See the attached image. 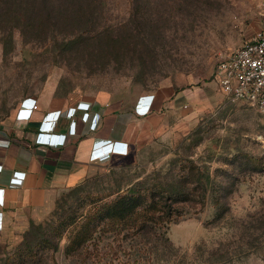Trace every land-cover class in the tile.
Masks as SVG:
<instances>
[{
	"label": "rangeland",
	"instance_id": "obj_1",
	"mask_svg": "<svg viewBox=\"0 0 264 264\" xmlns=\"http://www.w3.org/2000/svg\"><path fill=\"white\" fill-rule=\"evenodd\" d=\"M258 4L104 0L90 32L75 28L45 38L0 33L1 121L48 83L60 94L100 89L127 100L166 85L192 97L188 108L177 106L182 118L194 112L191 126L183 124L144 156L104 169L61 196L42 235L51 236L58 217L136 188L144 193L139 205L153 193L165 211L161 217L171 212L176 218L121 238L119 245L105 236L101 264H264V171L243 158L264 159V116L245 101H227L213 79L217 63L256 31ZM68 41L75 43L66 46ZM65 233L55 250L38 247L37 258L27 264H79L76 255L65 253ZM16 249H0V264Z\"/></svg>",
	"mask_w": 264,
	"mask_h": 264
},
{
	"label": "crops",
	"instance_id": "obj_2",
	"mask_svg": "<svg viewBox=\"0 0 264 264\" xmlns=\"http://www.w3.org/2000/svg\"><path fill=\"white\" fill-rule=\"evenodd\" d=\"M51 84L22 98L17 109L0 120V249L5 251L37 235L61 196L104 169L144 156L161 137L183 124L191 126L194 116L192 112L182 118L177 109L182 103L188 108L192 97L184 98L182 91L166 85L122 100L100 89L60 94ZM145 100L152 105L141 116L136 110ZM33 106L27 119L17 117L19 108ZM114 143L125 144L127 153L108 151L104 159L91 158L93 150ZM23 176L20 185L10 183Z\"/></svg>",
	"mask_w": 264,
	"mask_h": 264
},
{
	"label": "trees",
	"instance_id": "obj_3",
	"mask_svg": "<svg viewBox=\"0 0 264 264\" xmlns=\"http://www.w3.org/2000/svg\"><path fill=\"white\" fill-rule=\"evenodd\" d=\"M103 3L104 0H0V33L9 38L13 32L45 38L55 31L63 34L75 28L80 34L90 32L98 18L95 14L102 10ZM73 43L75 41H68L66 46ZM243 158L253 169L264 171L263 158L247 154ZM80 188L78 186L73 190ZM143 194L141 190L128 188L116 193L112 199H97L77 215L58 217L60 223L50 229L51 236H57L54 238L55 243L51 241V236L40 233L43 231L40 226L37 235L24 240L13 255L4 260V264L34 261L37 248H43L44 245L55 250L57 241H60L65 231L66 255H76L79 264H101L107 257V253L99 251V244L105 236L112 237V241L119 245L121 238L137 236L151 224H169L176 218L171 212L161 217L165 211L157 205L158 199L153 193L149 196V203L139 205ZM215 205L218 207L217 203ZM109 252H112L111 248ZM112 253L110 256L115 257L116 252Z\"/></svg>",
	"mask_w": 264,
	"mask_h": 264
},
{
	"label": "built area",
	"instance_id": "obj_4",
	"mask_svg": "<svg viewBox=\"0 0 264 264\" xmlns=\"http://www.w3.org/2000/svg\"><path fill=\"white\" fill-rule=\"evenodd\" d=\"M258 8L260 27L245 43L217 63L213 79L227 101L231 103L245 101L264 116V0H259ZM146 101L141 102L136 110L141 116L146 115L151 109L152 100ZM33 109H36V106L32 109L19 108L17 117L27 119ZM71 132H75V128H72ZM52 145H56V140ZM108 151L125 155L127 148L121 143L109 144L103 150H93L91 158L104 159ZM23 178L24 176L21 179L13 177L10 183L20 185Z\"/></svg>",
	"mask_w": 264,
	"mask_h": 264
}]
</instances>
